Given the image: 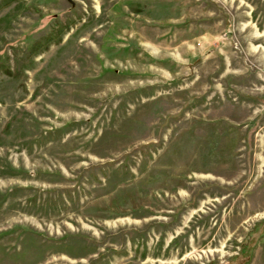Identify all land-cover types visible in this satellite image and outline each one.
I'll list each match as a JSON object with an SVG mask.
<instances>
[{
    "label": "rangeland",
    "instance_id": "rangeland-1",
    "mask_svg": "<svg viewBox=\"0 0 264 264\" xmlns=\"http://www.w3.org/2000/svg\"><path fill=\"white\" fill-rule=\"evenodd\" d=\"M262 229L264 0H0V264H264Z\"/></svg>",
    "mask_w": 264,
    "mask_h": 264
},
{
    "label": "trees",
    "instance_id": "trees-1",
    "mask_svg": "<svg viewBox=\"0 0 264 264\" xmlns=\"http://www.w3.org/2000/svg\"><path fill=\"white\" fill-rule=\"evenodd\" d=\"M257 230V229H256ZM263 233H264V229H262L261 231H259L258 233H257V231H255L254 232V236L255 237H262V235H263ZM249 239V241L248 242H246V244H244V247H243V249L241 250V252L239 253V258L238 259H240V260H242L243 262L242 263H240V264H244V262L246 263V262H248L249 261V259H250V257H251V255L249 254V252L252 250V246H253V241H252V238L251 237H249L248 238Z\"/></svg>",
    "mask_w": 264,
    "mask_h": 264
}]
</instances>
